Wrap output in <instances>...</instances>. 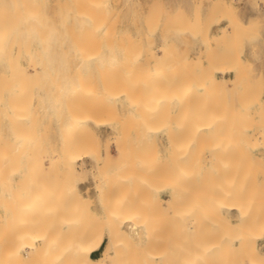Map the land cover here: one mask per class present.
Wrapping results in <instances>:
<instances>
[{
    "label": "rangeland",
    "instance_id": "obj_1",
    "mask_svg": "<svg viewBox=\"0 0 264 264\" xmlns=\"http://www.w3.org/2000/svg\"><path fill=\"white\" fill-rule=\"evenodd\" d=\"M96 1H100L103 4V1H101V0H96ZM53 3H54V0H45L44 7H45L47 12L52 11ZM105 3L113 11L115 9L114 12L116 14L117 20L114 21L113 23H111V25L116 27V28L114 27L115 30L112 29V30H110L109 33H104V32L92 33V32H89L88 29L80 28L79 27L80 22H78L77 19L76 20L72 19L69 22H67V27H66L67 31L64 34V39H63V41L66 43V46H65L63 52L56 53L52 49L48 55L47 54L46 55L36 54V52L29 54L26 51L21 53V55L19 56V62L24 67H27L28 62L30 61L31 57L32 58H42L44 60V62H45V60L47 61L46 58H48L47 63L49 62L51 64L49 66H47L49 68V70L42 73L41 75L37 76V78L36 77L35 78L27 77L29 79H26V77H25L24 79L27 81H24V79L21 80L20 84L23 86V88H24L23 90L25 91V93L27 95H26V97L22 98V100L20 99L21 102H20V100H18V103L17 104L15 103V111H17L16 115L14 112L12 113V111H9L10 108H8L4 111L3 110L0 111V122L3 121L7 117H9V118L13 117V119L15 118L14 121H16L12 125H10L11 124L10 122H8L10 124H8L6 122V123H3V125H2V129L0 130V136H2V138H4V140H8L6 145L8 144V142H11L9 140H14V141H12V143H9L10 145L12 144L11 146L8 145V147H12L11 148L12 150L10 148H9L10 150L7 149V146H5V144H2L0 146H4L5 148L0 147L3 149V150L1 149V151L5 150L6 151L5 154L7 155V154L11 153V151H13L16 147L20 148L19 150H18V148H16V150H14V152H13L15 154V152H17V150H18V152L20 151L18 153L19 155L15 154L13 156V153H11L12 156L10 154L8 155L10 158L12 157L11 160L12 159H14V160L19 159L18 161H20L21 159H24L25 161H27V159L29 160L28 157H30V156H31L30 160L38 158L40 156H43L44 159L42 162L43 164L41 165V169L36 170V173L42 175L41 177L44 180V182H43V180H38L41 182V184H39V187H40V189L42 188V191L46 192L47 189H49V187L52 186V184L55 185V182H54L55 180L59 181V177H58V180L56 178H54V176L57 173H59V174H57L55 177H57L59 175L60 179H61L60 174H61V172H63L62 171V169H63L62 163H60V160H59V162L55 161L54 158H52V155L54 152L62 155V153L65 152V150H66V149H64L65 146L63 145V138H62L61 133L59 132V129L57 128L56 121L58 119H60L58 114H60L61 118H63L64 115H66V112L64 113V111L67 110V108H68V110L70 109V106L68 107V104H70L68 102L70 100H68L66 103V99H64L62 102L63 98L58 97L61 99V100H58L54 93H53V95L52 94L46 95L44 90H46V89L49 90V87H51V86L52 87L50 89H52V88L56 89L55 87H58L57 84L62 83L61 82L62 81L61 76L71 74V72H69V70H68L70 67L67 68L64 66L65 68H63V65H61L62 62L60 61V59H62V61L65 60L66 63H68L67 66H69V65H71V62H73L74 60H77L80 58H87V60H86L87 64L83 65L80 68V70L78 71V74L80 72V75H79L80 78L82 76H86V78H87L86 80H88L89 79L88 77H90V79L95 78V79H99L100 81H101V78H102V80H103V78H105V80L107 78V80L105 81L106 83L108 82V80H110L109 82H111V81L113 82V80L117 79L116 82L115 81L113 83L108 82V85L110 86L111 84H113V86H110V87H112L110 89V91L112 92V89H113L112 93H114V97L118 98V99L112 100L114 97L111 99H105V100H110L109 102H106V104L107 103L112 104L110 106H109V104H107V105L105 104V106H107V107L104 106L105 102L102 103V101H101V103L103 104L104 107L102 106L101 103L99 104L100 101L98 103L83 102L81 104H78V105H80L79 107H81L79 114L81 113L80 114L81 116L90 117L92 120H90L91 123L89 122V125L91 126L93 123L92 126L93 127L96 126V128L94 127L95 128L94 129V128H92V126L91 127L89 126V130L91 128L90 131H92V132L90 133V131H88V134H86L87 133L86 131L88 129L87 127H86V131H84V133H82L83 132V130H82V132H81L82 135H80V132H79L80 138L82 137L79 145L80 144L83 145L84 143H86V144L88 143L87 147H85V149L88 148L87 150H85V151L80 150L79 151V149L82 147L81 145H80L81 147L80 146L79 147L78 146L72 147L73 151L71 150L72 148L70 149V151L76 155V157H72L73 154L70 152L71 153L70 158L73 159L74 164H75L74 166L77 167V174H78V175L76 174L77 177L73 176V178H74V179L72 178L73 182H75L77 184V186L82 191L87 186L90 189L92 188V193H93L89 198H85L86 201H85L84 205L79 204V203H82V202H79L77 204V207H78V205H80L81 207H85L86 209H89V211L91 210V212H94L93 214L98 213L99 218L96 217L97 214L95 215L96 218H93L94 216L91 215V212L90 213L88 212L91 215V217L93 216L92 217L93 219H100L101 218V220L103 221L100 214L102 213V210L107 211L106 207L103 206V204H102V201L104 202L105 199H102V198L99 199L96 196V194H94L95 192L93 190V186H94L95 179L93 178L90 170H88V167L85 168L84 165L92 167V165L94 163V156L96 154V151L98 150V148L101 151H104V147H105L104 143L106 145L108 143L111 150H110L108 155L107 154L103 155L105 164H112V165L118 166V165H122L128 161L131 162V164H132V162L138 164V162L140 163L143 160V162L147 166V168H145L144 171L141 170L139 172L140 174H138L139 175L138 178H140L139 182L142 183L143 187H139L140 192L134 193V195L137 194V197H136V200L134 199V201L131 202V206L128 209V213H131V214L134 213V214H139V215L141 214L142 216L145 215L146 218L149 216H154V219L156 218L155 220H157L158 214H159V212H161L159 210V208L157 207L158 206L157 201L161 198H162V201H165V198L166 199L168 198V194H167L168 191L167 190H169V189L167 188V185L170 184V182L172 181V178L175 177L174 175H172L174 173V171H173V173L170 172V171L174 170V168L173 169L170 168V167H173L172 165L170 166L171 162H173L172 164H174V161H172V159H171V158H175V157H172L174 155V154H172L173 152L171 153V148L174 147V148H172V150L174 149L175 154L177 153L176 156H179V157L183 152L186 153V150H187V152H189L188 150L192 151L195 148L198 149V151L195 150L196 154L194 152L195 156L193 154V156L195 158L192 157V153L190 154L192 159H193V160L190 159L191 163L194 164L195 161L199 160V162L197 161L199 163L197 168L196 167H195V169L189 168V171L191 170L189 172L187 168L191 167V164L189 165V162L186 161L188 163V165H187L188 167L185 168V166H184V169L186 171H188V173L185 170L182 171L181 167L179 168V166H178L179 164L178 165L176 164V165L178 166L177 169H180L181 172L179 170H178L179 172H177L176 169H175V171L177 172V175H176L177 177H178V174H180L182 172L186 176L189 177L188 174L195 170V176L192 175V178H193V176L195 177V178H193V181L196 179L194 181L196 184H193L194 182L192 181L191 175L189 178V179H191V181L185 180V181H187V182H185L184 181L185 178L182 179L185 182L184 183L185 185H187V183L193 184V186H189V187L187 185L186 188L188 187L189 189L186 190V188H185L184 192L187 191L188 196H191L192 198L194 197V199L196 198L195 199L196 203L199 202L200 204H202V201H203V204H202V207L200 205V208H199L198 203L197 204L193 203V202H192L193 204L190 203L192 200L191 197H190V201H189L188 200L189 197H188V199H186L187 196L185 194H184L185 196H182L183 191L181 192L180 190L181 189L183 190L185 186L183 185V183H181V181L179 183V179H178L177 180V182L179 183V185L177 184L178 190H179L178 198H180V197L181 198L185 197V198L183 200L181 198L178 199L180 201L179 202L177 200V202H179L178 205H176V203H175L173 205L174 207H171L170 209L167 210V214L172 213V216H170V215H168V216L173 217V215H176L174 213V210H175V212H177L179 210L181 212L183 211L181 213L182 215L184 212H185V214L193 213V215H194V212H195V214H197L196 212H198V211H199V214H200V211L206 212V210L209 209L211 202L206 203V201H204L202 199L200 200V194H202V193H204V194L206 193L205 195H207V196H209V195L212 196V197L209 196L210 201H212L213 199L214 200L217 199V201H218L219 200L218 197H221L220 199L223 201L220 200V201H218V202L216 201V202H217V204L219 203L218 207L223 209L224 205H227L230 203V201L227 203L225 201L230 200L236 194V193L235 194L233 193L232 194L233 196L231 194L228 195L229 192L232 193V191H234V187H235V183H236L235 181L239 182V180H240L239 183H241V184H239L237 182L238 185H240L238 188V193L232 199H234V201H237L236 199L238 197H240V200H242V204L244 205V208L246 207L244 212H246V210H247V213L251 212L253 216L255 215L256 219L258 217H260L259 213L261 214V216H264V215H262V213H264V138H262L260 135L261 133L264 134V0H109V2H108V0L107 1L104 0V4ZM65 5L68 7L67 11L69 13L70 12V6H71L70 0H67L65 2ZM219 23L223 24L224 26L221 28L215 29V30H211V27L214 24H219ZM55 36L57 37L58 35L56 34ZM215 38H220L219 45L214 44L212 42V40ZM30 40H31V38L28 39V41H30ZM215 46H218V47L215 48ZM57 50H58V48H57ZM155 56H157V58ZM158 56L159 57L161 56L163 58V61L160 62V60H162V59H160ZM113 58L118 59L115 62V63H117L116 67L114 66L116 70H113V73L111 72L112 74H109V73L107 74L105 72L109 66L108 67H106V66L108 65L109 61ZM153 58H156V59L159 58V61L156 59H153ZM1 59L5 63H7V57L4 54H2ZM155 60L158 63L155 62ZM154 66L161 67V69L166 71V73L169 75V77L171 76L168 81H171V79H172L171 82H175L174 80L179 81V82L177 81L175 83L176 86L174 83H172L173 84V86H172L170 84L171 82H169V84H168L169 86H166L168 88V90H169V87L172 88L173 90H175V87L180 86V87H177V89L174 92L172 91L174 94L171 93V91H170L171 89L169 90L170 92L168 91V95L171 93V95L173 97L172 98L168 97L165 99L167 101L166 104H168L167 108H165L167 105H164V103H163L164 101H162V102L156 101L154 97H153L154 98L153 101L157 102V103L156 104L153 103L154 106H152V104L150 103V100H152V98H149L150 100L147 101L148 98H146L147 99L146 100L144 95L141 93L142 91H140V90H142V88L140 89L139 86H136L137 83H139V85H140V83L143 81V79L139 80L138 78L139 77L143 78L144 74L146 75L147 69H149L150 67H154ZM9 67H12V66H9ZM27 69H29V68L27 67ZM64 69H65V71H64ZM0 72H1V68H0ZM81 74H82V76H81ZM175 74H178L181 77L175 76ZM52 76H53V78H52ZM174 76H175V78L173 80L172 77H174ZM109 77H112L113 80H111V78L109 79ZM133 77H134L135 81L133 80ZM182 77H184V78H182ZM42 78L43 79L45 78V79L42 81ZM38 79H39V81H38ZM46 79H49V80H46ZM51 79H52V81H51ZM53 79H54V81H53ZM55 79L56 80L58 79V81L55 82L56 81ZM81 79L84 80V77ZM180 81H182V82H180ZM183 82H185L184 84L187 86V88H191L193 85V87L195 89H197L196 94L198 93V91H201L199 89L200 85L199 86L196 85L197 83L201 82V84H203V83L204 84H206V83L216 84V86H218V88H219V90H217L218 94L214 93V95H213V96H215L214 101L211 102L208 100L209 101L208 107H206L207 104H206L205 100L208 99V97H210V96L207 97L204 95L205 99H204V97H203L204 100L201 98V100H203L204 102L200 103V100H199V102H198L199 104H198L196 102L199 99L198 96L201 94H199V95L197 94L198 96H195L198 99H195V97H193L194 99L193 98L190 99L189 94L187 93V95H186V93H184L183 88H182L183 93L185 94L183 96L184 97L186 96L187 98H183V100H178L182 97V96L181 97H178V96L181 94L180 89H181ZM4 83L6 86L7 85L6 82H1L0 85L2 84V86H3ZM114 83H115V85H114ZM54 84H55V86H54ZM177 84H181V85H177ZM184 84H183V86L186 87ZM188 84H189V86H188ZM141 85H140V87H141ZM2 86H0V87L2 88ZM98 87H100V86L98 85ZM114 87L116 88V90ZM3 88H5V87H3ZM135 88H137L136 91H135ZM178 88H180V89H178ZM187 88H186V91L188 90ZM26 89L28 91L30 90L29 93H27L28 91H26ZM126 89H127V91H126ZM191 90H194V89H191ZM219 91H221L220 93H221L222 101L219 100L220 98H218V96L220 95ZM129 92H131V93H129ZM175 93L178 94V96ZM126 94L129 96H127ZM193 94L195 95V91H193ZM202 94H204V93H202ZM30 95H31V97H30ZM51 95L54 96L53 97L54 99L51 98ZM27 96H29V97L27 98ZM47 96H50V97L47 98ZM55 97H56V99H55ZM142 97H144V100H142L143 102L141 101V99H143ZM191 97H192V95H191ZM25 98L27 99V101ZM128 98H130V99H128ZM175 99H176V102L173 101ZM187 99H189V100H187ZM6 100L8 101L7 97H6ZM11 100L12 99H10L9 101H11ZM97 100H99V99H97ZM102 100L105 101L104 99H102ZM117 100H119V101H117ZM133 100L135 101V103L133 102ZM193 100H196V102ZM210 100H212V99H210ZM216 100L220 101V102L217 103ZM58 101H60L62 104ZM112 101H115V104H114V102L111 103ZM124 101L126 104L123 103ZM145 101H147V103H149V104H146ZM180 101H182V103H180ZM183 101L185 102L184 104H183ZM186 101L189 103L188 105H187ZM191 101H192V103L193 102H195V103L192 104V103H190ZM12 102H13V100H12ZM141 102H142V104H141ZM223 102L224 103L226 102V103L223 104ZM22 103H24V104H22ZM85 103H87V104H85ZM139 103H140V105H142V107H143L142 110H144V111H148L149 109L147 110V108H151V106H152L151 109L153 111L150 110L151 112L149 111L148 113L150 114V116L153 113V115L157 119L153 115L150 117L148 113H147V116H149V118L147 117L148 119H146V116H141L142 110L138 111V109L141 106L140 107L137 106V104L139 105ZM143 103L146 104V106L143 105ZM161 103H163L164 109L166 111H168V113H170V114H171V112H173L172 113L173 115L175 114V112H178L179 108L180 109L183 108V107H181V104H182V106H184L183 111H180L178 114H180V115L185 114V117L183 115V119H182L179 116L180 117L179 118L180 121H179L178 118L176 117L177 114H175L174 116L178 120V122H176L177 123L176 124L175 123L176 119L174 120V117H172L173 115L170 116V114H168L167 112L164 114H160L161 116H159L160 111L161 112L165 111L164 109H162L163 107H162ZM178 103L180 104V107H177ZM203 103H205L206 105ZM97 104H98V106H96ZM113 104H114V107H116L115 109L117 111L114 109ZM120 104L122 105V107H120ZM133 104H135V105H133ZM185 104H186L187 108L185 107ZM191 104H192V108L196 107V110H195L196 113L195 114L200 115V113H201L202 116L201 115L200 116L201 117L204 116L205 120L200 122V121H198L199 119H197V118H201V117L195 118L193 116V118L197 119V121H195L191 117L192 115H191V112L189 109L192 110V108L188 107ZM200 104L202 106H200ZM215 104L217 105V107L215 106ZM220 104H222V105H220ZM60 105L61 106L63 105L62 107H63L64 111H63V109L60 108L61 107ZM86 105H90V106H86ZM126 105L127 106L130 105L131 107L137 108V112H138L137 115L133 116V114H132L133 118H130V119H129V117L127 118L128 114L127 115L125 114L126 113L125 110L128 107H126ZM148 105L149 106L151 105V106L149 107ZM157 105H158V107L161 106L162 108L157 109ZM194 105H195V107H194ZM198 105H199V108H201V109L204 106H205L204 109L210 108L209 109L210 112L208 109H206V110L202 109L201 112L199 111L200 113L197 112ZM16 106H18L17 108L19 110H16ZM23 107L25 109H21ZM111 107H113V108H111ZM107 108H109V109H107ZM212 108L214 109L213 111H212ZM60 109L62 110V113H60L61 112V111H59ZM154 109L156 111L159 110V112L156 113V114H158L157 116H156V114H154V112H156ZM215 109L217 110L216 113H218V114L216 117H213L212 116L213 113H211V111L214 112ZM68 110H67V112H68ZM198 110H200V109H198ZM203 110H204V115L202 114ZM222 110L224 113L222 112ZM19 111L20 112L23 111L22 116L24 118V114H25V117H26L25 119L21 120V116H20L21 113L19 114ZM58 111H59V113H58ZM188 111L190 112V115L186 114V113H188ZM205 111L210 113L213 119L209 118L210 116L207 117V115H205ZM4 112H5V114H7V115L10 114V115L6 116L4 114ZM11 115H13V116H11ZM142 115H143V113H142ZM162 115L163 116L165 115V117L163 118ZM168 115H169V117L167 118L166 116H168ZM220 115L223 116L222 117L223 121H221V123H220V121H216V120H218L217 117L221 118ZM140 116L143 118H140ZM189 116L194 120V122H198V123L200 122L199 124L194 123V124H196L194 126L196 128H198L197 133L192 132L194 130H191V128L188 129V127H191V125L193 124V123L191 124V122L193 120L188 121V122L186 121V119L187 120L191 119V118H189ZM57 117H59V118L57 119ZM134 117H136V118H134ZM158 117L159 118L161 117L160 118L161 120L158 119ZM186 117H188L189 119ZM144 118L146 120H144ZM151 118H153V120H151ZM208 118L210 119L209 120L210 124H212V127H211L212 131L207 130L208 123L202 124ZM224 118L226 121H224ZM17 119H18V122H17ZM141 119L146 121L147 124H145L146 122H143V120H141ZM202 119H204V118H202ZM211 119H212V121H211ZM222 119H220V120H222ZM149 120H151V125L149 124V122H150ZM158 120H160L161 122L163 120V122H162L163 124L161 125V128H159V129L157 128L158 126H160V124H159L160 121L158 123ZM166 120H168L167 123L165 122ZM23 121L25 122L24 128H22V125H24ZM141 121L143 122V124L142 123L139 124V122H141ZM153 121L158 123L157 127L155 128L154 134L152 133V129L154 130V128L152 127V129H151L150 127H148V126H153V124H154V127L156 126L157 123H154ZM215 121L217 123H215ZM101 122H103V123H101ZM120 122L122 123V125ZM15 123H18V124H15ZM104 123H110L112 125H110V124L104 125ZM180 123H181V125H180ZM184 123L185 124L189 123V125L190 124L191 125L187 127V125H184ZM213 123H215V124H213ZM14 124L17 126L20 125L16 128H18V129H19V127L22 128V130L20 129L21 130L20 134L18 132V129H17V132H15V130H14L15 125ZM144 124L146 125V128H148V129L144 128V126H145ZM166 124L167 125L170 124V125L166 127ZM217 124H218V127H219V125L221 127L224 126V128L219 127L220 131L223 132L224 129L226 131L222 133L219 130H216L218 127H216L215 125H217ZM98 125H102V126H98ZM5 126L6 127L8 126V127L6 128ZM12 126H14V129ZM181 126H184V127H181ZM200 126H201V128H200ZM214 126H215V128H214ZM141 127L144 128L145 136L142 135V137L140 138L139 135H140ZM162 127L163 128L166 127L165 129H167V130L163 129ZM228 127H231V129ZM176 128L177 129L179 128V129L177 130ZM183 128H184V130H188V131H184V132H186L187 135L184 134V132H181V135L182 136L184 135L183 137H181L182 138L181 139L180 138L181 135H179V137H178L177 133L180 132L181 129H183ZM192 128H193V126H192ZM196 128H195V130H196ZM199 128L204 133L210 132V134L208 133V136H210L211 138L207 137V136L206 137L208 139L210 138L211 140H212V138H214V136L213 137L211 136L212 132H214V129L216 131H218L219 134L221 133L222 135L221 134L218 135V133H217V136H216L219 138L221 137L220 138L221 140L219 139L220 143L218 144L220 146L217 145L218 146L217 147L216 145H214L213 142H215V141H213V140H216V139H213L211 142V141L207 140L206 137H204L206 139V141L203 140V142L208 143V144L207 145L203 144V142L200 143L201 141L198 140L199 134L201 135V133L199 132ZM6 130L8 131L7 133H9V132L10 133L7 134ZM137 130H139V133ZM145 130H147V132ZM171 130H175L177 132V133H175V135L180 140H182L184 144L182 143V141H180L178 139L177 140L174 139L175 136L174 137L168 136L170 134L169 131H171ZM227 130H228V132H227ZM22 131H23V133H22ZM189 131H191L193 137H195V138L197 137L196 139L198 140V142H195L196 139L192 138V135ZM232 131L233 132L235 131V133H234L235 136H233V137H232V135H233ZM260 131H262V132H260ZM12 132H14V134ZM127 132H129V133H127ZM259 132H260V134H259ZM130 133H131L130 137H132V139L131 138L129 139V137H128V134H130ZM133 133L135 135H136V133H138V136L136 135L137 138L133 139L135 137V136H132V135H134ZM141 133H142V130H141ZM166 133H168V134H166ZM207 133H205V134H207ZM224 133H226L225 135L228 134L229 137H227L228 135L227 136L223 135ZM15 134H16V136H15ZM17 134H19L20 136ZM22 134H23V136H22ZM188 134L190 136L189 139L187 137ZM196 134L198 136H194ZM214 134H216V133L214 132ZM214 134H212V135H214ZM6 135H10V136L6 137ZM83 135L85 136V139H84ZM154 135H156V136H154ZM21 136L23 139H21ZM122 136H123V139L121 138ZM125 136H127V137H125ZM202 136H205V135H202ZM77 138H78V135H77ZM157 138H159V139H157ZM128 139H129V142H125V140L128 141ZM136 139L137 140L140 139V140L137 142ZM191 139H192V141H191ZM200 139L202 140V138H200ZM226 139H227V141L230 140L229 141L230 143L225 142ZM233 139H235V140L237 139V141H235ZM19 140H20V142H19ZM25 140H27V141H25ZM188 140H189V146L192 145V147L187 149L188 145L186 146V143L188 142ZM222 140H224V143H227V145L229 144V146L231 145V141L232 142L235 141L233 148H236L237 152L234 149V151H233L234 155H233V161H232L233 162L232 163L233 168L234 167L237 168L236 166H234L237 163L236 161L239 160L238 163H240L242 165L245 162L243 166L249 167L248 172L245 171V169H247V168L244 167L245 168L244 169L243 166H241L239 164H237V166H239V167L237 169H235V168L234 169L237 172L238 169L240 168V173L245 171L247 173V178L249 177L248 179H246L245 177L242 176L243 173L239 174L237 176L236 175L237 173L234 172V170L232 171L233 168H231V164L229 166V163H228V162L231 163L232 158H231V160L228 157L227 158L229 160H227V158H226V156L231 155V154H229L231 152L227 153L228 155L225 154V152H224L225 156L222 153H221L222 155L218 154L219 158H220V156L221 157L224 156V157L220 158L221 160L218 158V160H220V161H218L217 165L219 167L220 166L219 164L222 163L223 164L222 168L225 167V169L223 168L222 170H219L218 174L215 173L216 175L214 174V172H212L211 163H210L211 161H210V157H209L210 152H208V150L209 151L213 150L215 148V146L217 148H221L219 150L220 152L227 149L226 146H224L225 144L222 142ZM15 141L18 143L16 144ZM115 141H118L120 143H124L125 145L122 147L116 148V144L115 145L113 144V142L115 143ZM167 141L170 144V147H167V148L165 145L158 146L156 144V143H158V144L165 143ZM170 141L171 142L174 141V144H173L174 146L171 144ZM22 142H23V144H22ZM175 142H179V144L177 145V143H175ZM13 143H14V145H13ZM194 143H195V145L198 144V146L199 145H201V146L198 147L196 145V147H195ZM209 143H212L213 146L211 144L209 145ZM222 144H223L224 148L222 147ZM18 145H20V146H18ZM24 146H25V148H24ZM35 146H37V147H35ZM63 146H64V148H62ZM193 146H194V148H193ZM207 146L208 147L210 146V147L208 148ZM181 147L182 148L185 147V151ZM29 148H32V149H29ZM37 148H38V150L40 148V150H39L40 156H38ZM74 148H76V149L78 148V149L76 150ZM207 148H208V150H207ZM211 148H213V149H211ZM222 148H223V150H222ZM62 149H63V151H62ZM81 149H83V148H81ZM180 149H182L183 152H181ZM229 149L232 150L231 148H229ZM8 150H9V152H8ZM28 150L29 151L31 150V152L35 150L34 156L29 155V153H27ZM42 150H43V152H42ZM74 150H76V153ZM202 150H203V152H202ZM57 151H59V152H57ZM93 151L95 152V154ZM177 151H179V152H177ZM239 151L241 152L240 157L238 156ZM86 152L88 154H92V156L87 155ZM169 153L172 154L171 158H170L171 154L169 155ZM184 153L182 154V156L183 155L187 156V154H184ZM207 153L209 154V156ZM168 155H169V157H168ZM242 155L244 156L245 159L243 158ZM179 157H177V159H179ZM223 158L225 159V162H222V161H224ZM240 159H242L244 162L241 161L242 162L241 163ZM14 160H12V161L14 162ZM186 160L189 161V155H188V158L186 157ZM16 161H15V163H17L18 167L19 168H20V166L22 167L20 162L18 163V161L17 162ZM200 162H202V163H200ZM15 163H14V166H12V168H11L12 170H9L10 168H7L6 170H3L1 168V171L3 170L2 172L7 171V172H5L6 175H4V176H3L4 173H0L1 174L0 175V184L3 186V188H2V186L0 185V190H1L0 194H2V197L0 200V215H2L3 217L5 214L6 206H8L12 202V200L17 195H19L20 192L22 190H24V188H25L23 186L25 185L26 181L25 180L22 181L23 178L25 179V176H23V175L20 176L19 174L16 173L15 170H17V169H14V167L17 165H15ZM58 163H60V165ZM195 164L192 167H194ZM225 164H228V165H225ZM12 165H13V163H12ZM207 165L210 167V170H208V171H211L212 172L211 175H214V178H213L214 183L213 182L210 183L212 181V177H213L211 175H209L210 179H211L210 182H207V181H209V180H207L208 179L207 175L209 172H206V173L204 172L206 176L201 174L202 170L204 171V169L208 168ZM58 166H60L61 168H58ZM228 166H229V169L227 170ZM220 167H219V169H220ZM3 168L5 169V167H3ZM59 169L61 170V172H58ZM241 169H244V170L242 171ZM226 170H227L229 178L231 176L232 177L234 176L233 178L232 177L230 178V181H229V179L228 180L224 179L225 177H227ZM44 171H46L45 172L46 174L44 173ZM47 171L49 173L48 175H47ZM220 171H222V173H220ZM166 172H168V173H166ZM223 172H225L224 175H226V176H222ZM112 173H115V171L114 172L112 171ZM248 173L251 174V176H252L251 178L248 175ZM25 174L26 173H24V175ZM169 174L172 175V177L169 176ZM219 174H220V176H219ZM229 174H231V175H229ZM40 175H38V177ZM45 175L48 177V179ZM111 175L112 174L109 175V177L111 178V183H114V181L117 179L118 176L116 173L113 174L112 177H111ZM201 175L203 176L202 182H201V179H202ZM43 176L46 179L43 178ZM114 176H116L115 179H113ZM166 176H167V178H166ZM198 176H200V179L198 178ZM220 177H222V178L224 177L223 181H227L226 185L228 183L229 187L226 186L223 181H221ZM235 177H237L236 180H235ZM19 178H21V180ZM240 178H242V179H240ZM7 179H9L10 181ZM38 179H40V178H38ZM5 180H6V182H5ZM47 180L52 182V184H48L49 181L47 182ZM198 180H200L199 183H197ZM2 181L5 182L6 184L2 183ZM205 181L207 182V186H205V184H206ZM73 182L71 181L72 184H73ZM154 182H155V184L160 182L159 183L160 185L157 184L158 186H156V185H154ZM81 183H83V187H81V185H80ZM141 183H139V184H141ZM180 184H182V187ZM192 184H189V185H192ZM198 184H201V185L199 186ZM215 184H216V186L219 185L220 189H221V187L224 189L223 192H222L223 189L222 190L217 189V190H219V192L220 191L222 192V195H220L221 193L219 194V192H214V193H216L214 196L213 192H211V189L216 187ZM230 184H232V185H230ZM46 185H48V186H46ZM89 185H91L92 187ZM194 185L195 186L197 185L199 187H197V186L194 187ZM233 185H234V187H232ZM210 186H211V189L209 190ZM158 187L162 188V189H158ZM193 187L196 188V190L194 189L191 192L190 188L193 189ZM219 187H216V188H219ZM237 187L238 186L236 185V189H237ZM82 188H84V189H82ZM179 188H181V189H179ZM199 188H200V190H199ZM206 188L208 189V191L206 190ZM239 189H241V190H239ZM12 190H14V191H12ZM13 192H14V195H13ZM18 192H19V194H18ZM115 192H116V190H111V193L109 192V196H108V198H106L109 202H106V206L109 205L111 202L110 194L113 195ZM187 192H186V194H187ZM235 192H237V190H235ZM15 193H17L16 196H15ZM138 193H140V194H138ZM189 193H190V195H189ZM10 194H11V196H10ZM194 194H196V195H194ZM204 194H202V196H205ZM8 195L10 196L9 198L7 197L8 199L13 197L10 199L11 202L7 201L8 199H6V197H5ZM226 195H227V198H226ZM197 196H198V199H197ZM207 196H205V198H207ZM236 196H238V197H236ZM67 197H69V196H67ZM213 197H216V198H213ZM4 198H5V200H4ZM205 198H203V199H205ZM74 199L75 198H72V200H74ZM224 199H226V200L224 201ZM64 200H65V197H64ZM184 200H186V202L188 200L191 205H189V207H188V205H187L188 202L187 203L182 202ZM205 200H207V202H209L208 199H205ZM214 200H213V202H215ZM231 201H233V200H231ZM58 203H59V200H58ZM182 203H183V205H182ZM208 204H209V206H208ZM59 205H60V203H59ZM152 205L153 206L155 205L154 209H153ZM175 205H176V207L178 206L177 207L178 210L175 209L176 208ZM203 205H205L204 207L207 206L206 210L204 209ZM179 206L182 207V209H180ZM192 206H193V209H192ZM68 208H69V206L65 207V209L68 210L67 211L68 213L71 212L72 219L71 218L70 219L72 220V222L74 221V223H73L74 225L71 224V230L72 231L69 230L72 233H70L69 231H65L68 229V227H70L69 225L71 223V220H69V217H71V216H69L70 214L68 215L67 212H66V214L63 213L66 211L63 208L62 209L59 208V210H58L59 216L57 217L56 221L59 223V226L57 227V230L60 229L59 227H61V229L64 230V233L68 232L69 234L75 235L76 231L79 232L78 229L81 228V225L78 223H81L80 221H82V223H83V220L86 221L88 218H90V216H89V214L86 213V211L83 215L84 211L82 210L83 211L81 213L82 217L80 215H78L79 217L77 218L76 217L77 215L75 216V211H73L71 208L70 209H68ZM201 208L204 210H202ZM196 209H198V211ZM144 210H145V212H143ZM149 211H151V212H149ZM60 212H61V214H60ZM135 212H137V213H135ZM143 213H145V214H143ZM154 213H157V215ZM177 214H179V213L177 212ZM185 214H184V217L182 216L183 219H181L182 217L180 214L176 216V217H180V219H178V220L181 222L178 221V224L176 223V225L178 226V230L182 231L181 236H182V234L185 233L184 229H186L185 226L188 224V223L186 224L187 219L190 220L189 223H191V221L196 222L195 221L196 219L199 220V218H202V217H198V214L196 216H193L191 214L188 216ZM203 214H204V212L202 213V216H203ZM249 214H247V215H249ZM67 215H68V217H66ZM87 215L89 216L88 218L86 217ZM64 216H65V218H64ZM186 216H188V218H186V220H185ZM249 216L251 217V214ZM3 217H1V219H4ZM59 217H61V218H59ZM75 217L77 218V220ZM252 217H251V219H252ZM80 218L81 219L83 218V219L80 220ZM92 218H90V220H92ZM227 218L228 217H226V220H228V219L230 220V217L228 219ZM65 219H67L69 221L65 222L64 221ZM245 220H246L245 217L242 218L240 221H239V219L235 220V218H233V220L229 221L230 224L228 223L225 225V223H227V222L223 223L225 226H227L226 229L230 226V229L229 228L228 229L231 232L228 231L230 233V235L227 232L225 234L220 233L221 236L223 235V237H225V239H226V237L228 239L227 241L224 240L226 242L225 244H227L228 241L230 242V243H228L229 247L227 245L228 249H227V253L225 254V256L222 255L220 252H218V254L219 253L221 254V255L219 254V256H218L219 258H217L218 261L221 260V261H219L220 264L223 263L222 261H224L223 264H228V262H230V264H232V263L235 264L236 263L235 260L237 261V259L238 260L241 259L239 257V253H238L239 239L237 238V236H235V232H232V231H236L237 235L243 233V231L246 229V226H245L246 224L244 223ZM56 221L53 224H47V227H46L45 223H43V224H41L42 225L41 228L44 227V229L50 233V234L47 233L49 236L50 235L59 236L61 233H62V236L67 235L66 233L64 234L61 230H58L59 231L58 232L57 230H55V228H53L54 227L53 225L57 224ZM92 221H90L88 226L83 225L82 228H84V226H86L84 228V230L91 228V227L96 228L98 225V227L101 229V227L106 225L103 223L98 224L100 221L98 222V221L94 220L98 223L97 224L94 223L95 226H92V224H91V223H93ZM151 221H153V220H151ZM221 221H222V219L218 221V223L220 222L219 223L220 226L218 224V227H217L219 229V231H220L221 227H222V229H225V227L222 225L223 221L222 222ZM153 222L152 223L150 222V225H153L152 227L150 226V228H153L155 226L154 223L156 221L154 223ZM173 222L174 223H172V225H170V226H173L176 221H173ZM182 222H183V224H182ZM236 222H237V224H236ZM0 223H2V225H5V230H4V229H2L3 227L1 228V224H0L1 231L4 230V232L0 231V233H2V234L5 233L6 228H7L6 226H8V228H7L8 231L11 228V231L13 232L14 227L11 223H7L5 220H2ZM76 223L78 225H80L79 228H76V225H75ZM179 223H180V226H179ZM48 225L52 229H54L55 231L51 230V228ZM78 225H77V227H78ZM99 225L100 226L102 225V226L100 227ZM231 225H233L234 229L231 227ZM66 226H68L67 229L65 228ZM73 226L75 227L74 230H73ZM170 226H168V227L171 229ZM256 226H257L256 223L251 225V227H253V231L251 230L250 232H252V234H254L253 236L258 235V230H257V228H255ZM12 227H13V229H12ZM179 227H180V229L182 228V230H180ZM48 228L51 230V232H53V233L55 232L56 234H51L50 230L48 231ZM82 228L80 231H82ZM174 229H175L174 227L171 229V233L174 231ZM15 230H16V228H15ZM154 230H155V228H154ZM179 231H177V228H176L174 231V235H176L175 234L176 232L179 233ZM255 232H256V234H255ZM232 233L234 234V236ZM226 234H228V236ZM170 235L172 236V234H170ZM231 235L234 238H231L232 237ZM249 235H251V234L249 233ZM60 236H59V238H60ZM221 236L219 238H221ZM179 238H180V236L178 238L176 237L175 240L173 239L171 241L175 244H176V242H179L176 244L177 246L172 243L175 250L172 247L168 248V249H170L169 253H171V249L174 250L171 253V255H167V253L165 254V255H167V257H169V256L171 257L170 260H172V257H173V260L174 259L177 260L180 257V255H179L180 251L178 249L181 248L182 251L186 249V252L188 250L187 247H188V244L191 242L190 239L187 238L188 242L185 243V244H187V246H185V245L181 246V244H182L181 242H183V240H182V237L180 239ZM262 239H264V236H262L260 238H256L255 243L259 246L261 245L260 246L261 252L264 253V249H262V248H264V240H262ZM170 240H171V238L168 240V242ZM185 241L186 240L184 239V242ZM168 242H167V244H168ZM171 242H169V244ZM250 242L254 243L253 241H250ZM147 243L149 244V242H147ZM172 244H170L168 246H171ZM191 245H194V244L190 243L189 246H191ZM178 246H179V248H178ZM230 246L233 247V249H231ZM127 247L121 246V248H123V249H121V250H120V248L117 249L118 255L122 254L121 257L119 256V259L120 258L122 259V256L124 258V259H122L121 262H123L125 260L126 262L129 263L130 259L131 258L136 259V257H134V256L137 255V257L139 256L141 258V260H140V258L139 259L137 258V260H139L138 262L136 260L137 264L139 262L142 264H144V263L148 264L149 263L148 260L143 258L144 257V255H142L143 253L140 252L143 247H140V249L138 247V250H137L138 253L136 252V255H134L135 253H133V252L135 251L134 249H137V247H134L131 250L129 249L130 248L129 247L128 248L129 253L126 252L127 249L125 251V254L127 253L128 255L127 254L124 255L122 250H124V248H127ZM183 247H186V248L183 249ZM147 248H143L142 251L145 252L144 249H146L145 253H147V254H145V255H149L150 257H152L151 255H153V253L155 251H158V249H156V248H153V249L152 248L147 249ZM176 248H178L177 251H176ZM168 249H167V251L166 250L165 251L168 252ZM230 249L232 250L231 252L233 253V256L230 254L231 253ZM218 250H219V248L217 249V251ZM221 250H222V248H221ZM119 251H121V253ZM130 251H133L132 252L133 256H132V253H130ZM151 251L152 252L154 251V252L152 253ZM217 251L216 250L215 251L214 250L209 251L210 252L209 254H211V255H209V254L208 255L210 257L208 255H206V257L208 256V260L212 261L211 262L212 264H215L216 262H218V261H216V258H215L216 255H218ZM99 252L100 251H97L95 254H93V256L98 255ZM175 252H176V255L174 254V256H172L173 253H175ZM193 252H194V250H193ZM180 253H182V252H180ZM138 254H141V256ZM183 254H184V252H183ZM229 254H230V256H229L230 259H227V263H225L226 262L225 260H226V258H228ZM126 256H127V258H126ZM130 256H132V257L128 258ZM222 256H224V260H222L223 259ZM221 257H222V259H221ZM231 257H232V260L235 259L233 262L230 261ZM135 259H131L130 264H133ZM151 259H149V261ZM132 260H134V261H132ZM136 263H134V264H136ZM151 263H152V260H151L150 264ZM217 264H219V263H217ZM244 264H247V263L245 262Z\"/></svg>",
    "mask_w": 264,
    "mask_h": 264
},
{
    "label": "bare ground",
    "instance_id": "obj_2",
    "mask_svg": "<svg viewBox=\"0 0 264 264\" xmlns=\"http://www.w3.org/2000/svg\"><path fill=\"white\" fill-rule=\"evenodd\" d=\"M66 1L67 0H54L53 6H52V11L51 12H47L46 9H45V7H44L45 0H0V68H1V72H0V83L1 82H6L7 83L6 86H5V83L3 84V86H2V84L0 85V86H2V88L0 87V111L1 110L4 111V110L10 108L9 111H12V113L14 112L15 115H16L17 111H15V103L17 104L18 103V100H20V99L22 100V98L26 97V95H27L25 93V91L23 90L24 89L23 86L20 84L21 80L24 79L25 77H26V79H29V78H32V77L33 78H35V77L37 78V76H39L42 73H44V72H46V71L49 70V68L47 66H49L51 63H49V62L47 63L48 58H46L47 61L45 60V62H44V60L42 58H32V57L30 58V61L28 62V65H27V67L29 69H27V67H24L19 62V56L21 55L22 52L26 51L29 54H32V53H35L36 52V54H44V55H46V54L48 55L51 52L52 49L56 53L63 52V50H64V48L66 46V43L63 41V39H64V34L67 31V29H66L67 22H69L72 19H75V20L77 19V21L80 22V25H79L80 28L88 29L89 32H92V33H101V32L109 33L110 30H112V29L115 30L116 27L113 26V25H111V23H113L114 21L117 20L116 19V14L114 12L115 9L113 11L112 9L109 8V6H107L106 3H105L106 5H105L104 4V0H101V1H103V4L100 1H96V0H70V5L71 6H70V12L69 13L67 11V8L68 7L65 5V2ZM108 2H109V0H108ZM56 34L58 35L57 37L55 36ZM30 38H31V40L28 41V39H30ZM212 42L214 44H218L219 45L220 38H215V39L212 40ZM217 47L218 46H215V48H217ZM57 48H58V50H57ZM2 54H4L7 57V63H5L1 59L2 58ZM155 57L157 58V56H155ZM156 58H153V59H156ZM159 58L162 59V60H160V62L163 61V58L161 56ZM159 58L156 59V60L159 61ZM86 60H87V58H80V59L74 60L73 62H71V65L67 66L68 63H66L65 60L62 61V59H60V61L62 62L61 65H63V68L70 67L68 70H69V72H71V74L68 75L66 73L67 75L61 76L62 77V79H61L62 81L61 80L60 81L62 83H60V84H57L56 83L57 86H58V87H55L56 89H53V88L50 89L52 87L51 86V87H49V90H47V89H46L47 91L44 90V92H45L46 95H50V94L53 95V93H54L58 100H61L60 98H63L62 99V102H63L64 99H66V103H67L68 100H70L68 102V103H70V104H68V107L70 106V109L68 110V108H67L68 112H67V110L64 111V109L62 107L64 104L62 106L60 105L61 106L60 108L63 109L64 113L66 112V115H64V117L62 116L63 118H61L60 114H58L59 117H60V119H58L59 117H57L58 120L56 121L57 128L59 129V132L61 133L62 138H63V145L65 146V148H64V146L62 148L66 149V150H65V152L62 153V155L59 154V153H56V152H54L53 155H52V158H54L55 161L59 162V160H60V163H62V167L64 169V170L62 169L63 172H61L60 169L58 170V172H61V174H60L61 175V179H60V176L59 175L57 177H55L57 174H59V173H57L54 176V178H56L58 180V177H59V181H56L55 180L54 181L55 182V185H53L52 182L49 181L50 179L47 180V182L49 181L48 184H52V186L50 185L51 187H49V189H47L46 192L45 191H42V188L40 189V187H39V184H41V182L38 181V180H43L42 177H41L42 175L36 173V170L37 169L38 170L41 169V165L43 164L42 162H43V159H44V157L43 156H40V154H39L40 148H39V150L37 148L38 156H40V157L30 160V158H31V156H30V157H28L29 158V160H28L26 158L28 156L27 155L25 157L27 159V161H25L24 159H21L20 161H18L19 159L18 160L17 159H15V160L12 159V160H14V162L11 160L12 157L10 158L8 155L9 154L11 155V153H13L14 150H16V148H18V147H16V148L14 147L15 149L13 151H11V153H9L7 155L5 154L6 151L5 150L4 151H1L2 148H0V171H1V168L3 170H6L7 168H10L9 170H12L11 168H12V166H14V163L17 160L18 163L20 162V164L22 165V167L20 166V168H19L18 165H17V163H15V165H17V166H15L14 169H17L15 171L20 176H22V175L25 176V179L23 178L22 181H24V180L26 181L25 185L24 184H23L24 186L22 185L23 187H25L24 190H22L21 192L19 191L20 194L18 192L19 195H17V196H16L17 193H15V196L16 197L12 200V202H11L10 199L13 198V197H11L10 199H8L11 196V194H10V196L9 195L8 196H5L6 199H8L7 201H10L11 203L9 202L10 204L8 206H6L4 217L2 215H0V222L2 220H5L7 223H11L13 225L14 229L12 227L13 232L11 231V228L8 231V229H7L8 226H6L7 227L6 228V231L7 232L5 231V233H3V234L0 233V264H38V263L39 264H126V263L127 264H130L131 259H135V258H131L133 256V253H135L134 255H136V252L138 253V251H137L138 250V247H139V249H140V247H143V248H147L148 247L147 249H149V248H152V249L153 248H156V249H158V251H155V252L153 251L154 253L151 251L153 253V255H151L152 257H150L149 255H145V254H147V253H145L146 252V249H144L145 250V252H144V251H142L143 250V248H142V250L140 252L143 253L142 254V255H144L143 258H145L146 260H148V262H149L148 264H150L151 260H152V263L151 264H212L211 263L212 261L211 260H208V256L211 255V254H209L210 253L209 251H212V250H214V251L216 250L217 251V249L219 248L220 251L218 250L217 251V254H218V252H220L222 255L225 256V254L227 253V249H228L227 248V245L229 247V244L228 243H230V242L228 241L227 244H225L226 243L225 241H227L228 239H227V237L225 239V237H223V235L221 236V234L222 233L225 234L226 232L229 233L228 231H230L229 230L230 229V226L228 227L229 229L227 228L228 229L227 230L226 229L227 226H225V225L228 224L230 220H233V218H235V220L239 219V221H240L244 217L246 218V220L244 221V223L246 224L245 225L246 226V229L243 231V233L237 235V232L236 231H232V232H235V236H237V238L239 239L238 253H239V257L241 258L240 260L237 259V261L234 259L235 262H236L235 264H244L245 262L247 264H264V253L261 252V247H260L261 245L259 246V245H257L255 243L256 238H260V237L264 236V216H261V214L259 213L260 217H258L256 219L255 215L253 216L251 212H248L247 213V210H246V212H244V210H245L246 207L244 208V205L242 204V200H240V197L236 196V197H238L236 199L237 201H234V199H232L238 193V188L240 186V185H238V183L240 182V180H239V182L238 181H235L236 182L235 183V187H234V185L232 186V187H234V191H232V193L231 192L228 193V195H230V194L232 195L233 193L234 194L236 193V194L234 196L232 195L233 197L231 196L232 198L230 197L231 198L230 200L225 201L226 199H224V201L226 203L229 202V201H230V203L227 204V205H224L223 209H221L220 207H218V204L219 203L217 204V202L221 200L220 199L221 197H218V199H219L218 201H217V199H215V200L213 199L215 201V202H213V200L212 201L209 200V196L210 195L207 196V195H205L206 193L205 194L202 193L205 196H207V198H205V196H202V194H200V200L202 199V200L206 201V203H210L211 202L210 203V206L208 204L209 209L206 210L207 209L206 208L207 206L204 207L205 205H203L204 209L206 210V212L203 211L204 212L203 216H202V213L203 212L200 211V214H201L200 215L198 209H196L198 211V212H196L198 214V217H202V218H199V220L196 219L195 220L196 222H192L191 221V223H189L190 220L187 219L188 222L186 221V224L187 223L188 224L185 226L186 229L183 228L185 230V233L182 234V236H181V232L182 231H179L178 230V226L176 225V223L178 224V221H179L178 219H180V217H176V216L180 214L181 217L182 216L184 217L185 212L182 215L181 213L183 211L181 212L179 210L180 212L177 211L179 213V214H177V212H175V210H174V213L176 215H173V217H170V216H172V213L167 214V210L168 209H170L171 207H174L173 205L175 203H176V205H178V203L180 202L178 199H180L181 197L178 198V196H179V190H178L177 184L179 185L180 181H181V183H183V185L185 186L184 189L183 190L181 188H179V189H181L180 190L181 192L183 191L182 196H185L186 195L187 196L186 199H188V197H189V199H188L189 201H190V197L191 196H188V192L186 191L187 192V194H186V192H184V190H185V188H186L187 185L189 187V186H193V184H196L194 182L196 179L193 181V178H195L194 177L195 176V170L188 174L189 177L186 176L183 172L180 173V174H178V177L176 176L177 175V172L180 171V169H177L178 166H179V168L181 167V170L183 171V170H185L184 169V166H185V168L188 167L187 166L188 165L187 162H189V165L191 164V167H188L187 168L188 171H189V168L190 169H192V168L195 169V167L196 168L198 167L199 160H197L198 162L195 161L196 164L194 163L195 164L194 167H192L194 164L190 162L191 160H193L192 157L195 158L194 157L195 154H196L195 150L198 151V149L195 148L192 151L191 150H188L190 153L187 152V150H186V153H184L182 151V149L185 151V147L187 145H188L187 149L192 147V145L189 146V140L186 143V146L184 148L181 147L182 149H180L181 152H183L184 154H187V156H185V155L182 156L183 153L180 155V157L179 156H176L177 153L175 154L174 149L172 150V148H174V147L171 146L172 147L171 148V153L173 152L172 154H174L175 156L174 155L172 156L171 153H169V155L171 154L170 155V158H171V156L172 157H175V158H171L172 161H174V164H172L173 162H171L170 166L172 165L173 167H170V168H172V169L174 168V170H172L170 172L173 173V171H174V173L172 175H174L175 177H173L174 179L172 178V181L170 182V184L167 185V188L169 189V190H167L168 191L167 192L168 198L167 199L165 198V201H162V198L159 199L160 201L159 200L157 201L158 202V204H157L158 206L157 205L156 206L161 211L158 214L157 220H155L156 218L154 219V216H149V217L146 218L145 215H143L144 216L143 217L140 214L142 216L141 217L139 214H134V213L131 214V213H128V209L131 206V202H133L134 199L136 200V197H137V194H135L136 195L135 196L134 193L140 192L139 187H143L142 186V183L139 182L140 181L139 180L140 178H138V176H139L138 174H140L139 172L141 170L144 171L145 168H147L146 164L143 162V160L140 163L138 162V164L133 163V162L131 164V162H129V161L126 162V163H124V164H122V165H118V166L117 165H112V164H105L104 163V157H103V155L104 154L105 155L106 154L108 155L109 152H110V150H111V148L109 147V144L108 143H107V145L104 143V145H105V147L103 146L104 147V151H101L99 148L96 151V154L93 151L94 154H95V156H94V163H93L92 167L84 165L85 168L88 167V170H90L93 178L95 179L94 186H93V190L95 192L94 194H96V196L99 199L102 198V199H105L106 200V201L104 200V202L102 201V204H103V206L106 207L107 211L106 210L105 211L102 210V213L100 214L101 217H102V219H103V221L101 220V218L100 219H93V218H96V217L99 218L98 217V213L93 214L94 212H91V210L89 211V209H86L85 207H81L80 205H78V207H77V204L79 202H82V203H79V204H83L84 205V203L86 201L85 198H89L93 194V193H91L90 188L88 186L85 189L82 188V189H84L82 191L77 186V184L75 182H73V179H74L73 176L74 177H77L78 174H77V167L74 166L75 165L74 164V161H73L72 158H70L71 157L70 155L72 153L70 151V149L72 147H75V146L76 147L77 146L79 147L81 145V144L79 145L80 140L82 139V137L80 138V135H82L81 132L83 130L82 133H84V131H86V127H87L88 129L86 131L87 132L86 134H88V131L91 130V128L89 130V126H90L89 125V122H90V120H92L90 117L81 116L80 115L81 113L79 114V111L81 110V107H79L80 105H78V104H81L83 102H87V103L88 102L89 103L90 102L91 103H98L99 101H100L99 102V104H100L101 101H102V103L105 102L104 103V106H105L106 102H109L110 101V100H105V99H111V98L114 97V93H112L113 92V89H112V92L110 91V89L112 88L110 86H113V84H111L109 86L108 85V82L110 80H108L107 83L105 82L107 80V78H106V80H105V78H103L104 81L101 78V81H100L99 79H95V78L90 79V77H88L89 79L86 80L87 79L86 76H82V74H81V76H82L81 78L84 77V80H82L80 78V76H79L80 75V72L78 74V71L80 70V68L83 65L87 64L86 63ZM117 60H118L117 58H113V59H111L109 61L108 65L106 66V67H108V66L109 67L106 69V72L105 73L112 74L113 73V70H116L115 67H116L117 63H115V62ZM156 60H155V62H157ZM9 66H12V67H9ZM64 71H65V69H64ZM175 76L181 77L178 74H175ZM175 76L172 77L173 80H174ZM27 77H29V78H27ZM134 77H133V80L135 81ZM170 77L166 73V71H164L163 69H161V67H159V66L150 67L149 69H147L146 75L144 74V77L143 78H141V77L138 78L139 80L140 79H143V81L140 83V85L142 84L141 87H140L139 83H137V82H136L137 83L136 86H139L140 89L142 88V90H140V91H142L141 93L144 95L145 99L148 98V100L146 99L147 101L150 100L149 98H152V100H150V103L152 104V106H154L153 103H155V104L157 103V102H154L153 101L154 98H155L156 101H159V102L164 101L163 102L164 105H167L165 108H167L168 107V104H166L167 101L165 99L168 98V97L172 98L173 96L171 95V93H173L177 89V87H180V86L175 87V90H173L172 88L169 87V90L171 89L170 90L171 93L168 95V91L169 90H168V88L166 86H169L168 85L169 82L172 81V79H171V81H168ZM52 78H53V76H52ZM110 78H111V80H113L112 77H109V79ZM182 78H184V77H182ZM44 79L42 78V81ZM46 80H49V79H46ZM24 81H27V80L24 79ZM38 81H39V79H38ZM51 81H52V79H51ZM53 81H54V79H53ZM57 81H58V79L55 82H57ZM114 81L116 82L117 79L113 80V82ZM174 81L175 82H171L170 83L172 86H173L172 83L175 84L178 80L177 81L174 80ZM111 82H109V83H111ZM180 82H182V81H180ZM184 83L185 82L182 83V86H183ZM98 85L100 87H98ZM114 85H115V83H114ZM177 85H181V84H177ZM196 85H198V86L200 85L199 89L201 91H198V93H197L198 95L201 94L199 96L196 94V92H197L196 90L197 89H195L193 87V85H192L191 88H187L186 85H185L186 87H184V86L182 87L181 86V89L182 88L184 89V93H186V95H187V93L189 94L190 97L189 96L188 97L190 99L193 98V97H195V96H198L199 99L197 97H195V99H198L197 102H196V100H193L196 103H198L199 100H200V103L201 102H204L203 101L205 99L204 95L207 96V97L210 96V97H208V99L205 100V102L207 104L206 107H208L209 106L208 105L209 104V101H211V102L214 101V98H215V96H213L214 93H217L218 94V92H217V90H219L218 86H216V84H209V83H206V84L203 83V84H201V82L197 83ZM54 86H55V84H54ZM175 86H176V84H175ZM188 86H189V84H188ZM3 87H5V88H3ZM137 88H135V91L137 90ZM186 88L189 91L188 90L186 91ZM178 89H180V88H178ZM181 89H180V91H181V94H182L183 93V89L182 90ZM191 89H194V90H191ZM115 90H116V88H115ZM26 91H28V90L26 89ZM29 91L27 93H29ZM126 91H127V89H126ZM193 91H195V95L193 94ZM131 92H129V93H131ZM201 92L204 93V94H202ZM220 92L221 91H219V93ZM184 93L182 95L180 94L179 96H178V94L175 93L178 97H181L182 96L181 97L182 99L180 98L178 100H183V98H187L186 96L185 97L183 96V95H185ZM190 94L192 95V97H191ZM52 95H51V98L54 97ZM127 96H129V95H127ZM6 97L8 98V101L6 100ZM28 97L29 96H27V98ZM30 97H31V95H30ZM49 97L50 96H47V98H49ZM56 97H55V99H56ZM58 97H60V98H58ZM144 97H142L143 99L140 98L141 101L144 100ZM203 97H204V99H203ZM201 98L203 100H201ZM218 98H220L219 100L222 101L221 93L218 96ZM10 99H12L13 102H12V100L9 101ZM97 99H99V100H97ZM102 99H104L105 101H103ZM115 99H118V98H115L114 97L112 100H115ZM128 99H130V98H128ZM210 99H212V100H210ZM21 100H20V102H21ZM187 100H189V99H187ZM26 101H27V99H26ZM117 101H119V100H117ZM147 101H145V103L146 104H149V103H147ZM173 101L176 102V99L173 100ZM58 102H60V101H58ZM113 102L115 104V101H112L111 103H113ZM133 102L135 103L134 100H133ZM142 102H141V104H142ZM195 102H193V103H195ZM219 102L220 101H217V103H219ZM87 103H85V104H87ZM123 103L126 104L125 101ZM163 103H161L163 108L161 106L158 107V105H157V109L158 108L159 109L160 108L164 109ZM180 103H182V101H180ZM184 103L185 102L183 101V104ZM190 103H192V101ZM225 103L223 102V104H225ZM22 104H24V103H22ZM107 104H109V106L112 105L110 103H107ZM114 104H113V107H114ZM146 104L143 103V105H145V106H146ZM188 104L189 103L187 102V105ZM192 104L189 105L188 107L192 108ZM203 104H205V103H203ZM133 105H135V104H133ZM220 105H222V104H220ZM86 106H90V105H86ZM96 106H98V104ZM102 106H103V104H102ZM137 106L138 107L141 106L138 109V111L139 110L141 111L142 108H143L142 105H140V103H139V105L137 104ZM152 106H151V108H152ZM200 106H202V105L200 104ZM215 106L217 107L216 104H215ZM17 107L18 106H16V110H19ZM24 107L21 108V109H25L26 108V107L25 108ZM105 107H107V106H105ZM113 107H111V108H113ZM120 107H122L121 104H120ZM126 107H128V108H126ZM126 107H125L126 108V110H125L126 113L125 114L126 115L128 114L127 115V118L129 117V119H130V118H133L134 115H137V113H138L137 112V108L131 107L130 105L129 106L126 105ZM177 107H180V104L179 103H178V106ZM181 107L184 108V106H182V104H181ZM185 107H186V104H185ZM194 107H195V105H194ZM204 107H202V109H204ZM115 108L116 107H114V109ZM151 108H147V110L149 109L148 111L142 110L143 115L140 112L141 113V116H146V119H148L149 116H150V114L148 112L150 110H152ZM183 108L182 109L179 108L180 110L178 109V112H175V114H177L176 117L178 118L179 121H180V119H179L180 117L182 119H183V115L185 117V114H183V115L182 114L181 115L178 114L180 111H183ZM61 109L59 110V111H61L60 113H62V110ZM107 109H109V108H107ZM198 109H200V110H198ZM202 109L199 108V105H198L197 112H199V111L201 112ZM206 109L209 110L210 108H205L204 110H206ZM189 110L191 112V115H192L191 117L192 118H193V116L195 118L202 116L200 112L199 113H200L201 116L199 114L198 115L195 114L196 113V111H195L196 110V107L195 108H192V110L191 109H189ZM204 110L202 112L203 115H204ZM213 110L214 109L212 108V111ZM59 111H58V113H59ZM212 111H211V113H213L212 116L213 117H216L217 114H218V113H216L217 110L215 109V111H214L215 113L212 112ZM5 112H4V114H5ZM22 112L19 111V114L21 113V115H20L21 116V120L26 118L25 117V114H24V118H23ZM157 112H159V110L156 111V112H154V114H156ZM166 112L168 113V111H166V110L164 112H161L160 111L159 112V116H161L160 114H164ZM190 112L188 111V113H186V112L185 113L187 115H190ZM206 112L207 111H205V115H207V117L210 116L209 118H212L211 114L208 113V112L206 113ZM209 112H210V110H209ZM222 112H223V110H222ZM147 113L149 114V116H147ZM172 113L173 112H171V114L170 113H168V114H170V116H171V115H173ZM132 114H133V116H132ZM5 115L6 116H9L10 114H8V115L5 114ZM152 115H153V113H152ZM157 115L158 114H156V116ZM174 115L172 117H174V120L175 119L177 120V118H175ZM11 116H13V115H11ZM141 116H140V118H143ZM162 117L164 118L165 115L164 116L162 115ZM166 117L168 118L169 115L166 116ZM191 117L189 116V118H191ZM220 117L221 118H218L217 117L218 120H216V119L215 120L216 121H220V123H221V121H223V119H222L223 116L220 115ZM134 118H136V117H134ZM160 118L158 117V119H160ZM186 118H188V117H186ZM192 118L189 119V120L186 119V121L188 122V121H191L193 119L195 121H197V119H199L198 121L202 122L203 120H205V117L204 116L201 117V118H197V119H195V118L192 119ZM202 118H204V119H202ZM209 118L206 119L207 122L205 121L202 124L208 123L207 130L208 131H212V128H211L212 127V124H210V121H209L210 119ZM14 119H13V117L12 118L11 117L10 118L7 117L3 121H1L2 123L0 122V130L2 129L3 123L10 122L11 124L10 123H8V124L12 125L14 122H16V121H14ZM146 119L144 118V120H146ZM212 119H211V121H212ZM220 119H222V120H220ZM141 120H143V119H141ZM144 120H143V122H146ZM151 120H153V118H151ZM151 120H149L150 122L148 121L150 125H151ZM160 120H158V123H159ZM176 120H175V123L178 122V120L177 121ZM194 120L191 122V124L192 123L193 124L192 125L190 124L191 127H188V126H190L189 123L188 124H185L184 123V125H187L188 129L191 128V130H194L192 132L197 133L198 132V128H196L194 126V125H196L194 123H198V122H194ZM167 121L168 120H166L165 122L167 123ZM216 121H215V123H217ZM224 121H226L225 118H224ZM17 122H18V119H17ZM143 122L141 121V122H139V124H141V123L143 124ZM162 122H163V120H162ZM162 122L160 121V123H159L160 126H158V127H157V125H158L157 122H154V123H157L155 127H154V124L153 123H152L153 126H148L151 129H152V127L154 128V130L152 129V133L153 134H154V131H155V128L156 127L158 129L161 128V125L163 124ZM101 123H103V122H101ZM215 123H213V124H215ZM15 124H18V123H15ZM105 124L109 125L110 123H104V125ZM145 124H147V122ZM218 124L215 125V126L218 127ZM92 125H93V123H92ZM110 125H112V124H110ZM121 125H122V123H121ZM169 125L170 124H168V125L166 124V127L169 126ZM180 125H181V123H180ZM18 126H20V125H18ZM18 126L15 125V129H14V126H12L13 129L15 130V132H17V129L18 128H16V127H18ZM24 126H25V122H24V125H22V128H24ZM98 126H102V125H98ZM192 126H193L194 129L192 128ZM215 126H214V128H215ZM94 127L96 128V126H94ZM94 127L92 126V128H94ZM181 127H184V126H181ZM219 127H221V126L219 125ZM219 127L216 130H219ZM22 128L19 127V129H18L19 134H20V131L22 130ZM144 128H146V125L144 126ZM144 128L141 127L142 133H141V130H140V135H141V136L139 135L140 138L142 137V135L145 136ZM165 128H163V129H165ZM195 128H196L197 131L195 130ZM200 128H201V126H200ZM200 128H199V132L201 133V135L199 134V137H198L199 138L198 140L201 141L200 143H202L203 140L206 141V139L209 140V141H211V142H212L213 139H216V140H213V141H215L213 143L216 146L220 143L219 139L221 137L220 138L219 137H216L218 131H216L214 129V132L216 134H214V132H212V134H214V135L211 134V136L212 137L214 136V138H212V140H211L210 139L211 137L208 136V133L210 134V132H208V133L205 132V133H207V134H205L203 131H201ZM221 128H224V126L221 127ZM228 128L231 129V127H228ZM146 129H148V128H146ZM165 130H167V129H165ZM137 131L139 133V130H137ZM145 131L147 132V130H145ZM184 131H188V130H184V128H183L178 133L175 130H171V131H169L170 134L168 136H173V137L175 136L174 139L180 140L178 137H179V135H181V132H184ZM225 131L226 130L224 129L223 132H225ZM7 132L8 131L6 130V133ZM79 132H80V135H79ZM91 132L92 131H90V133ZM189 132L191 133V131H189ZM220 132H222V131H220ZM227 132H228V130H227ZM260 132H262V131H260ZM260 132H259V134H260ZM9 133H7V134H9ZM12 133L14 134V132H12ZM22 133H23V131H22ZM127 133H129V132H127ZM138 133H136L137 136H138ZM175 133H177V136L178 137L175 135ZM232 133H233L232 137L235 136L234 135L235 131L234 132L232 131ZM19 134H17V135H19ZM166 134H168V133H166ZM184 134H186V132H184ZM220 134L218 133V135H220ZM225 134L226 133H224L223 135H225ZM77 135H78V138H77ZM136 135L135 134L132 135V136H135L133 139L137 138ZM191 135H192V133H191ZM202 135H205V136H202ZM227 135H225V136H227ZM260 135H261L262 138H264V134L261 133ZM7 136H10V135H6V137ZM15 136H16V134H15ZM22 136H23V134H22ZM22 136H21V139H23ZM130 136H131V133L128 134V137H129V139L130 138L132 139V137H130ZM154 136H156V135H154ZM183 136L181 135L180 138L183 137ZM194 136H198V135L196 134ZM206 136L207 137H210V138L208 139ZM0 137L2 138V136H0ZM125 137H127V136H125ZM187 137L189 139V137H190L189 134H188ZM204 137H206V139ZM227 137H229V135ZM1 138H0V145L5 144V146H7V149H9V148L11 149L12 147H8V145L11 146L12 144L10 145L9 143H12V141H14V140H9L11 142H8V144L6 145V143H7L8 140H4V138H2V139ZM121 138L123 139V136ZM192 138H195V137H193V135H192ZM200 138H202V140ZM84 139H85V136H84ZM129 139H128V141L125 140V142H129ZM157 139H159V138H157ZM20 140H19V142H20ZM139 140H137V142ZM198 140L196 139L195 142H198ZM224 140H222L223 143H224ZM233 140H235V139H233ZM25 141H27V140H25ZM168 141L165 142V143H160V144L156 143V144L158 146L165 145L166 148H167V147H170V144H169ZM180 141H182V140H180ZM191 141H192V139H191ZM229 141H227V139H226L225 142H229ZM235 141H237V139ZM235 141H233V142L231 141V145L232 146L231 145L229 146V144L227 145V143H224L225 144L224 146H226V148H227L225 150H223L224 146L222 144V147H223L222 148L223 151L221 150L222 152L219 151L221 148H217L220 145H218L217 147L215 146L216 149L215 148L214 149L216 151L213 148H211L213 150L209 151L208 148L210 146L209 147L207 146L208 147L207 150H208V152H210L209 153L210 156H209L208 153L207 154L210 157L211 170H212V172H214V174L215 173L218 174L219 170H222L223 168L225 169V167L222 168V165H223L222 163L219 164L221 166V167L219 166L220 169H219V167L217 165L218 164V161L221 160L220 158H222V157L225 156L224 155V152H225V154L231 152V153H229L231 155H228L227 154L228 156H226V158L228 157V158H230V160L232 158L231 163L230 162H228V163H229V166L231 164V168H233V165H232V163H233L232 162L233 161V155H234L233 151H234V149L236 151V148H233L234 147V144H235ZM120 142L115 141V143L113 142V144L114 145L116 144V148H119V147H122V146L125 145L124 143H120ZM17 143L18 142H16V144ZM175 143H177V145L179 144V142H175ZM182 143H183V141H182ZM22 144H23V142H22ZM87 144L84 143L83 144L84 146L81 145L82 147L81 146L80 147L83 148V149L80 148L79 151L80 150H83V151L87 150L88 148L85 149V147H87ZM171 144L173 145L174 144V141L171 142ZM203 144H206L207 145L208 143H204L203 142ZM210 144L212 145V143H209V145ZM13 145H14V143H13ZM196 145L198 146V144H196ZM196 145L194 143V146L195 147H196ZM18 146H20V145H18ZM194 146H193V148H194ZM199 146H201V145H199ZM0 147H4V146H0ZM35 147H37V146H35ZM24 148H25V146H24ZM229 148H231L232 150H230ZM19 149L20 148H18V150ZM29 149H32V148H29ZM74 149H76V148H74ZM9 150H8V152H9ZM18 150H17V152H15V154H18L20 152V151L18 152ZM71 150L73 151V148ZM76 150H74L75 153H76ZM34 151L31 152V150L30 151L28 150L27 153H29V155H33L34 156V153H35ZM62 151H63V149H62ZM42 152H43V150H42ZM57 152H59V151H57ZM177 152H179V151H177ZM194 152H195V154H194ZM202 152H203V150H202ZM191 153H192V157L190 155ZM221 153L224 156H222V157L220 156V158H219V155L218 154L222 155ZM240 153L241 152L239 151V153H238L239 155L237 154L239 157H240ZM15 154L13 153V156ZM72 154H73L72 157H76V155L74 153H72ZM193 154H194V156H193ZM87 155L92 156V154H88V153H87ZM169 155H168V157H169ZM188 155H189V161L186 160V157L188 158ZM177 157H179V159H177ZM218 158L220 160H218ZM228 158H227V160H229ZM243 158H244V156H243ZM242 159H240V162L241 161L244 162L243 160L245 158L243 160ZM238 161H236L237 163L234 165L237 168L239 167V166H237V164L243 166L244 163H245L244 162L243 165H242V164L238 163ZM222 162H225V159ZM12 163H13V165H12ZM60 163H58V164L60 165ZM200 163H202V162H200ZM176 164L177 165L179 164V165L177 166ZM225 165H228V164H225ZM229 166H228L227 170L229 169ZM3 167H5V169ZM244 167L247 168V169H245ZM58 168H61V167L58 166ZM234 168L232 169V171L234 170V172H236L235 169H237V168H235V169ZM243 168L245 169V171H247V172L249 171V169H248L249 167L248 166H243ZM175 169H176L177 172L175 171ZM244 169H241V170L243 171ZM208 170H210V167L209 166H208V168L204 169V171L202 170V173L201 174L202 175H205L206 172H209L208 175H207L208 176V179L207 180H209V181H207V182H210L211 179H210V176L209 175H211L212 172L211 171H208ZM227 170H226V173H227ZM2 171L0 173H4L3 176L6 175L5 172H7V171H5V172H2ZM112 171L113 172L115 171V173L118 176L117 179L114 181V183H111V178L109 177L110 174H112V175L115 174V173H112ZM188 171H186V172L188 173ZM238 171L236 172L237 173L236 174L237 176L239 174H242L243 173V175H242L243 177H245L246 179L249 178V177L247 178V173L245 171H243V172L241 171L242 173H240V168L238 169ZM45 172L46 171H44V173ZM24 173H26V174L24 175ZM166 173H168V172H166ZM220 173H222V171H220ZM48 174L49 173L47 171V175ZM224 174H225V172H223L222 176H226L227 175V177H228V173L226 175H224ZM38 175H40V176L38 177ZM112 175H111V177H112ZM172 175L169 174V176H171V177H172ZM190 175H191V178H192V175H194L193 178H192V181L194 183L193 184L192 183H187V185H185L184 184L185 182L191 181V179H189L190 178ZM229 175H231V174H229ZM248 175L250 176V178L252 177L250 173H248ZM211 176H213V177H212V181L210 183H212V182L214 183V181H213L214 175H211ZM219 176H220V174H219ZM115 177L116 176H114L113 179H115ZM227 177H225V178L223 177V178L225 180H228L229 179V181H230V178L232 176L230 178L229 177L227 178ZM38 178H40V179H38ZM43 178H45V177L43 176ZM166 178H167V176H166ZM198 178L200 179V176H198ZM223 178L220 177L221 181H223ZM19 179L21 180V178H19ZM47 179H48V177H47ZM178 179H179V183L177 182ZM182 179H184V181L185 180H187V181L184 182ZM236 179H237V177H235V180ZM240 179H242V178H240ZM7 180H9V179H7ZM71 181L73 182V184L71 183ZM137 181L139 183H141V184H139ZM199 181L200 180H198L197 183H199ZM202 181H203V176H202L201 182ZM5 182H6V180H5ZM5 182L2 181V183H5ZM43 182H44V180H43ZM207 182H206L205 186H207ZM223 182L226 185V182L227 181H223ZM159 183L160 182H158L157 184L160 185ZM157 184H155V182H154V185L158 186ZM189 184H192V185H189ZM239 184H241V183H239ZM180 185L182 187V184H180ZM198 185L200 186L201 184H198ZM230 185H232V184H230ZM236 185L238 186L237 189H236ZM46 186H48V185H46ZM196 186L194 185V187H196ZM199 186H197V187H199ZM215 186H216V184H215ZM226 186L229 187L228 183H227ZM188 187L186 188V190L189 189ZM194 187H193V189L190 188V191L191 192L194 189L196 190V188H194ZM216 187H219V185H217ZM216 187L215 188H212V189H211V186L209 187V190L211 189V192H213L214 196L216 194L214 192H219V190H222L223 189L222 187H221V189H220V187L219 188H216ZM2 188H3V186H2ZM158 189H162V188H159L158 187ZM217 189H219V190H217ZM111 190H116V192L113 195L110 194V196H111V202L109 204L110 206L109 205L106 206V202H109L106 198H108L109 192L111 193ZM199 190H200V188H199ZM206 190L208 191L207 188H206ZM235 190H237V192H235ZM239 190H241V189H239ZM12 191H14V190H12ZM223 191H224V189L222 190V192ZM0 192H1V190H0ZM222 192L220 191L219 194L221 193L220 195H222ZM138 194H140V193H138ZM13 195H14V192H13ZM189 195H190V193H189ZM194 195H196V194H194ZM67 196H69V197H67ZM1 197H2V194H0V200H1ZM64 197H65V200H64ZM210 197H212V196H210ZM72 198H75V199L72 200ZM184 198H181V199L183 200ZM203 198L208 199L209 202H207V200H205ZM213 198H216V197H213ZM226 198H227V195H226ZM191 199L192 200H191L190 203H192V202L193 203H196V201H195L196 198L194 199V197L193 198L191 197ZM197 199H198V196H197ZM4 200H5V198H4ZM58 200H59L60 205L58 203ZM177 200L179 202H177ZM188 200H187V202L189 203ZM231 200H233V201H231ZM221 201H223V200H221ZM182 202L183 203L184 202L187 203L186 200H184ZM183 203H182V205H183ZM188 203H187V205L189 207V205H191V204L190 203L188 204ZM197 203L199 205V208H200V205L202 207L203 201H202V204H200L199 202H197ZM176 205H175V207H176ZM67 206H69L68 209L71 208L73 211H75V216L77 215L76 216L77 218L79 217L78 215L81 216V213L83 211H84L83 212V215H84V213L86 211L87 214H89L91 212V215L94 216V217L92 216L93 217L92 218L91 215L89 214L90 218H92L93 221L90 220V218H88L89 217L88 215L86 216L88 218V219L86 218L87 219L86 221L83 220V223H82V221H80L82 224L81 223H78V224L81 225V228L83 227V225L88 226L89 223H90V221L93 222V223H91L92 226H95V224H97L99 221L100 222L98 224L103 223V224H106V225L103 226V227H101L102 225L101 226L99 225L101 227V229L97 225L96 228L91 227V228H88V229H85V230H84V228L86 226H84V228H82V231H80L81 228L78 229L79 232L76 231L77 234L75 233V235H73V234H69L68 232H65L67 235L62 236V233H61L60 235L62 237L59 235L60 238H59V236H56V235L55 236H52V235L49 236L48 234H50V233L47 232L44 229V227L41 228V226H42L41 224L45 223L46 227H47V224H53L56 221L57 217L59 216V214H58L59 208L60 209H62V208L65 209V207H67ZM177 207L175 209H177ZM154 208H155V205L153 206V209ZM180 209H182V207H180ZM192 209H193V206H192ZM204 209H202V210H204ZM67 211L68 210H66L63 213L66 214ZM143 212H145V210ZM149 212H151V211H149ZM135 213H137V212H135ZM249 213L251 214V217L253 216L252 219L249 216L250 215ZM60 214H61V212H60ZM67 214L68 215L70 214L69 216H71V217H69V220H71L72 219L71 212L70 213L67 212ZM96 214H97V216L95 217ZM143 214H145V213H143ZM154 214L157 215V213H154ZM190 214L193 215V213H190ZM190 214H185V215H188L189 216ZM197 214H195V212H194V215L193 216H196ZM247 214H249V215H247ZM68 215L66 217H68ZM168 215H170V216H168ZM262 215H264V213H262ZM188 216L185 217V220H186V218H188ZM1 217H3L4 219H1ZM183 217L181 219H183ZM226 217H228V218L230 217V220L228 218H227L228 220H226ZM59 218H61V217H59ZM64 218H65V216H64ZM77 218H76V220H77ZM67 219H65L64 221L65 222H68L69 220H67ZM82 219L80 218V220H82ZM150 219L153 220L154 222L156 221L155 222L156 224L153 221H151ZM221 219L223 221V222L221 221L222 222V225L225 227V229H222V227H221L222 230L220 229V231H221L220 232L217 227H218V224L220 223V222L218 223V221L221 220ZM94 220H96L98 222H96ZM173 221H176L175 224H174L175 226L174 225L173 226H170V225H172V223H174ZM150 222L151 223L153 222L156 227L154 226L153 228H150V226L151 227L153 226V225H150ZM179 222H181V221H179ZM183 222H182V224H183ZM224 222H227V223H225V225H224L223 224ZM73 223H74V221L72 222V220H71V223L69 225L70 227L66 226L65 228L67 229V227H68V229L65 230V231H69V230L72 231L71 230V224L74 225ZM255 223L257 224V226L255 228H257V230H258V235L257 236L256 235L253 236L254 234H252V232H250L251 230L253 231V227H251V225H253ZM0 224H1V228L3 227L2 229L5 230V225H2V223H0ZM78 224L77 223L75 224L76 225V228H79L80 227V225H78ZM236 224H237V222H236ZM56 225L55 224L53 225L54 226L53 228H55V230H57V227L59 226V223L57 222ZM77 225H78V227H77ZM168 226H170L171 229L173 227L175 229L177 228V231H179V233L176 232L175 233L176 235H174L175 229L171 233V229ZM179 226H180V223H179ZM219 226H220V224H219ZM231 227L233 228V225H231ZM1 228H0V231H1ZM15 228H16V230H15ZM59 228L60 229H58V230H61L64 233V230L61 229V227H59ZM154 228H155V230H154ZM74 229H75V227L73 226V230ZM179 229H180V227H179ZM4 230H2V231L4 232ZM49 230L50 229L48 228V231ZM51 230H54V229L51 228ZM51 230H50V232H51ZM180 230H182V228ZM70 233H72V232H70ZM249 233L251 235H249ZM51 234H56V233L55 232L54 233L51 232ZM170 234H172V236ZM255 234H256V232H255ZM226 235L228 236V234H226ZM229 235H230V233H229ZM179 236H180V238L182 237V240H183V242L180 241L182 243L181 246H183V245L187 246V244H185V243L188 242L187 241L188 239H190V241H191L190 243H193L194 245L189 246V244H190L189 243L188 244V247H187L188 248L187 252H186V249L183 250V251L181 250V248L178 249L179 248V246H178V248H176V251L178 249L180 252H182V253L179 252L180 257L177 260L176 259L173 260V257H172V260H170L171 257L170 256L167 257V255H171V253L175 250V248L173 247V244H175V243H173L171 241L173 239L175 240V238L176 237L178 238ZM220 236H221V238H219ZM233 236H234V234H233ZM233 236L231 238H234ZM170 238H171V240L169 242H171L170 244H172V243L173 244L171 246H168V245H170L169 242H168V240ZM184 239L186 240L185 242H184ZM262 240H264V239H262ZM250 241H253L254 243H251ZM147 242H149V244ZM167 242H168V244H167ZM177 243H179V242H176V244ZM121 246H123V247H127L128 246L127 248H124V250H122V252H123L124 255H126L127 253H129L128 252V248L129 247H130L129 248L130 250L133 249L134 247H137V249H134L135 250L134 252L133 251H130V253H132V252L133 253H132V256L128 257V258H131L130 261H129V263L126 262L125 260L123 262H121L122 259H124L123 256H122V259L120 258L121 260L119 259V256L121 257L122 254H119L118 255V250L117 249L118 248H120V250L123 249V248H121ZM169 247H172L174 249V250L171 249V253H169V250H170V249H168ZM184 248H186V247H183V249ZM221 248H222V250H221ZM126 249H127V251H126ZM167 249H168V252H166ZM231 249H233V247H231ZM231 249H230V252L232 251ZM262 249H264V248H262ZM193 250H194V252H193ZM97 251H100L99 254L96 255V256H93L92 253H96ZM125 251L127 252L126 254H125ZM119 252L121 253V251H119ZM183 252H184V254H183ZM166 253H167V255H165ZM174 254L176 255V252L173 253L172 256H174ZM219 254L216 255V257H215L216 258V261H218L217 258H219L218 257ZM230 254L233 256V253L232 252ZM230 254L228 255V258H226V260H225L226 262L225 263H227V259H230L229 258ZM138 255L141 256V254H138ZM206 255H208V256L206 257ZM224 256H222L223 259L221 257L222 260H224ZM134 257H136V259H135V261L134 260H132V261H134V263H136L137 258L139 259L140 257L139 256L137 257V255L134 256ZM126 258H127V256H126ZM149 259H151V260L149 261ZM140 260H141V258H140ZM234 260H232V257H231V260L230 261L233 262ZM138 261L139 260H137V262ZM219 261H221V260H219ZM219 261L216 262L215 264H217V263L220 264ZM222 262L224 263V261H222ZM138 264H142V263L139 262ZM144 264H146V263H144ZM228 264H230V262H228Z\"/></svg>",
    "mask_w": 264,
    "mask_h": 264
},
{
    "label": "crops",
    "instance_id": "obj_3",
    "mask_svg": "<svg viewBox=\"0 0 264 264\" xmlns=\"http://www.w3.org/2000/svg\"><path fill=\"white\" fill-rule=\"evenodd\" d=\"M224 25L219 23V24H214L212 27H211V30H215V29H218V28H221L223 27ZM81 187H83V183L80 184ZM91 186V185H90ZM92 187V186H91ZM91 193H92V188L90 189ZM95 254V253H92V255Z\"/></svg>",
    "mask_w": 264,
    "mask_h": 264
}]
</instances>
